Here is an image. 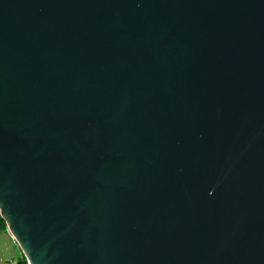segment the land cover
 I'll list each match as a JSON object with an SVG mask.
<instances>
[{
  "label": "water",
  "instance_id": "obj_1",
  "mask_svg": "<svg viewBox=\"0 0 264 264\" xmlns=\"http://www.w3.org/2000/svg\"><path fill=\"white\" fill-rule=\"evenodd\" d=\"M0 216L28 264H264V0H0Z\"/></svg>",
  "mask_w": 264,
  "mask_h": 264
},
{
  "label": "rangeland",
  "instance_id": "obj_2",
  "mask_svg": "<svg viewBox=\"0 0 264 264\" xmlns=\"http://www.w3.org/2000/svg\"><path fill=\"white\" fill-rule=\"evenodd\" d=\"M22 255L7 228L0 231V264H15Z\"/></svg>",
  "mask_w": 264,
  "mask_h": 264
},
{
  "label": "trees",
  "instance_id": "obj_3",
  "mask_svg": "<svg viewBox=\"0 0 264 264\" xmlns=\"http://www.w3.org/2000/svg\"><path fill=\"white\" fill-rule=\"evenodd\" d=\"M6 229V224L4 222V220L1 218L0 216V231H3ZM15 264H28L25 257L23 255H21L18 260L16 261Z\"/></svg>",
  "mask_w": 264,
  "mask_h": 264
}]
</instances>
